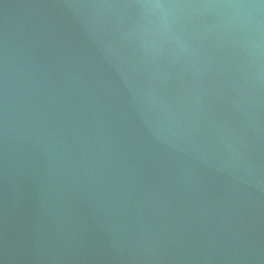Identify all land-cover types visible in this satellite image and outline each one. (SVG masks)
Returning a JSON list of instances; mask_svg holds the SVG:
<instances>
[{
	"label": "water",
	"instance_id": "obj_1",
	"mask_svg": "<svg viewBox=\"0 0 264 264\" xmlns=\"http://www.w3.org/2000/svg\"><path fill=\"white\" fill-rule=\"evenodd\" d=\"M0 264H264V0H0Z\"/></svg>",
	"mask_w": 264,
	"mask_h": 264
}]
</instances>
